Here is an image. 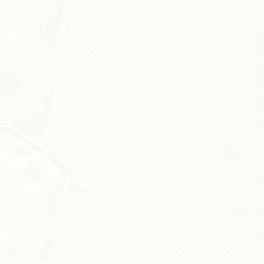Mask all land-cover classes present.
<instances>
[{
    "label": "water",
    "instance_id": "obj_1",
    "mask_svg": "<svg viewBox=\"0 0 264 264\" xmlns=\"http://www.w3.org/2000/svg\"><path fill=\"white\" fill-rule=\"evenodd\" d=\"M47 264H264V0H66Z\"/></svg>",
    "mask_w": 264,
    "mask_h": 264
},
{
    "label": "flooded vegetation",
    "instance_id": "obj_2",
    "mask_svg": "<svg viewBox=\"0 0 264 264\" xmlns=\"http://www.w3.org/2000/svg\"><path fill=\"white\" fill-rule=\"evenodd\" d=\"M66 0H0V264H47L62 167L50 134L52 57ZM42 144V143H40Z\"/></svg>",
    "mask_w": 264,
    "mask_h": 264
}]
</instances>
